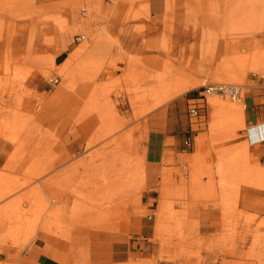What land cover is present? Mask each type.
Returning a JSON list of instances; mask_svg holds the SVG:
<instances>
[{"label": "rangeland", "instance_id": "obj_1", "mask_svg": "<svg viewBox=\"0 0 264 264\" xmlns=\"http://www.w3.org/2000/svg\"><path fill=\"white\" fill-rule=\"evenodd\" d=\"M80 20L95 31L55 66L53 28ZM144 22L162 30L143 54L127 53L109 30L135 24L142 33ZM185 26L212 33L217 54L178 60L174 37ZM31 31L41 41L32 56L23 49ZM173 68L175 82L202 85L163 103L176 98L187 126L157 144L150 112L140 114L154 100L145 82ZM215 84L239 86L240 98L204 93ZM202 93L206 116L186 148L187 105ZM263 94L264 0H164L156 17L148 0H0V139L13 146L0 165V264H25L38 236L66 264H91V232L133 243L116 264H264V166L237 144L248 102ZM214 104H239L243 115ZM119 156L123 182L112 177ZM102 240L108 249L115 239Z\"/></svg>", "mask_w": 264, "mask_h": 264}, {"label": "crops", "instance_id": "obj_2", "mask_svg": "<svg viewBox=\"0 0 264 264\" xmlns=\"http://www.w3.org/2000/svg\"><path fill=\"white\" fill-rule=\"evenodd\" d=\"M148 7L152 17H156L163 13L164 0H148ZM69 22L74 21L70 15H68ZM75 22V21H74ZM135 24L126 25L122 29V33H118L117 27L109 29L115 35H117L119 42L127 53L138 54L142 52L143 42L145 40L157 39L160 36L162 27L153 23H142L145 26V30L142 33H138L134 29ZM32 29V27H31ZM95 31V28L85 21L84 23L78 21L73 25H70L65 31H59L57 28H53L52 45L49 48V53L53 55V62L55 66L61 65L67 58L68 54L78 45V40L82 36H88ZM208 31H202L199 35L193 32L189 27H180L178 33L174 39L177 47L179 48L178 60L186 61L191 58V62L194 60L202 59L205 56L213 57L217 54L218 50L215 45V38L213 34ZM27 43H25L26 45ZM195 44V51L189 47ZM29 45V55L37 54L41 41L39 43L36 33L30 32V38L27 46ZM188 47V49H187ZM193 50L192 52H189ZM27 51V50H26ZM189 52V53H188ZM177 60V61H178ZM252 99L248 102L245 108V124L246 129L237 132L239 137L237 144L247 143L250 154L256 157L258 163L264 166V94ZM176 98L169 102L157 107L150 112L146 117L149 122L154 123L155 128L149 135V140L155 141L160 144L167 139L176 137V133L182 132L186 129L187 122L185 116L182 114L181 104L176 102ZM151 138V139H150ZM13 150V146L0 139V165L3 159ZM173 150V149H170ZM192 154V153H190ZM159 164L157 161H149V165L156 166ZM153 190L149 188V192ZM149 193H145L143 198L148 201ZM90 236V260L91 264H116L125 262L130 256L133 243L126 241L122 236L107 235L101 232H91ZM110 237L113 240L107 249L103 242V238ZM143 252L148 249L144 244L139 247ZM60 247H55L49 244L48 241L38 236L29 247L24 251L23 258L25 264H56L57 261L66 264L63 261ZM140 254V252H138Z\"/></svg>", "mask_w": 264, "mask_h": 264}, {"label": "bare ground", "instance_id": "obj_3", "mask_svg": "<svg viewBox=\"0 0 264 264\" xmlns=\"http://www.w3.org/2000/svg\"><path fill=\"white\" fill-rule=\"evenodd\" d=\"M68 63H64V66L65 67H68L67 65ZM175 68H173V70L170 71L171 75H165V77H161V78H158L156 80H152L151 82H145L146 84H150L152 87H151V95L152 97H154V100H153V104L150 106H147V110H144V111H141L140 114H147L148 112H151V110L155 109L156 107L160 106L161 104H163L164 102L168 101L169 99H172L173 97L193 88V87H196L198 85H202L200 83H197V81H193V80H186L182 83H179V82H175L172 78V76L175 75L176 73V69L174 70ZM178 72V71H177ZM171 76V78H170ZM209 95V94H208ZM151 97V98H152ZM207 97V96H206ZM212 105V104H211ZM214 105H219V104H214ZM219 106H221V109L224 111H230L229 108L231 107H235L236 110H237V114L238 115H243V108L239 105V104H235V105H231V106H228L227 105H223V104H220ZM123 125L122 124H119V126L121 127ZM119 128V127H118ZM2 131V130H1ZM0 131V132H1ZM4 132V130H3ZM6 133V132H5ZM4 133V134H5ZM1 137V135H0ZM3 137V136H2ZM4 137H6V134L4 135ZM92 143V142H91ZM90 143V144H91ZM245 147L247 148V143L245 144ZM110 159H112V161L114 162L118 157H117V153H115V151H113L111 153V155L109 156ZM119 161L118 163L121 161L122 165L124 164L123 168L120 169L119 171H115L114 172V169L112 170L113 175L112 177L114 176V181L115 182H119V181H124V179L126 178V175H127V171H128V168H127V164L125 162H123L121 156H119ZM118 160V159H117ZM115 165V164H114ZM109 171H110V168H109ZM2 183V182H1ZM4 183V182H3ZM4 185V184H3ZM2 186V184L0 185ZM6 186V184L4 185ZM4 186H2L4 188ZM9 186V185H8ZM10 187V186H9ZM7 187V188H9ZM15 188V187H13ZM12 188V189H13ZM6 189V188H5ZM7 190V189H6ZM11 192L13 190H10ZM2 194V192H1ZM4 194V193H3ZM6 195V194H5ZM3 195V198L4 196ZM6 197V196H5ZM0 198H2V196H0ZM8 235V234H7ZM13 235V234H12ZM17 235V233H16ZM17 237V236H16ZM14 237V238H16ZM19 239V238H18ZM17 242V241H16Z\"/></svg>", "mask_w": 264, "mask_h": 264}, {"label": "built area", "instance_id": "obj_4", "mask_svg": "<svg viewBox=\"0 0 264 264\" xmlns=\"http://www.w3.org/2000/svg\"><path fill=\"white\" fill-rule=\"evenodd\" d=\"M57 77H51L47 80V83L51 86H55L58 83ZM204 93L211 95H218L220 97H227L231 101H236L240 98V87L237 85L229 84H215L214 86L205 89ZM202 93V97L198 100H191L192 103L187 105V115L189 120V135L183 141V145L186 148H190L193 144V139L195 137V130L193 127L198 128L205 119V106L206 95ZM200 101V102H198Z\"/></svg>", "mask_w": 264, "mask_h": 264}, {"label": "trees", "instance_id": "obj_5", "mask_svg": "<svg viewBox=\"0 0 264 264\" xmlns=\"http://www.w3.org/2000/svg\"><path fill=\"white\" fill-rule=\"evenodd\" d=\"M188 96L193 97V96H195V93H189Z\"/></svg>", "mask_w": 264, "mask_h": 264}]
</instances>
